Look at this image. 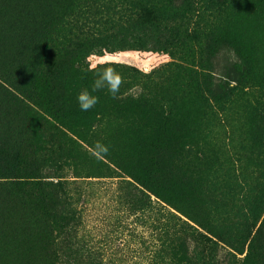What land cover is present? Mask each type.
I'll list each match as a JSON object with an SVG mask.
<instances>
[{
    "label": "rangeland",
    "instance_id": "obj_1",
    "mask_svg": "<svg viewBox=\"0 0 264 264\" xmlns=\"http://www.w3.org/2000/svg\"><path fill=\"white\" fill-rule=\"evenodd\" d=\"M92 2L134 5L131 21L103 16L93 34L109 39L87 54L91 66L115 67L133 100L114 114L100 108L109 153L78 160L82 170L69 184L76 221L60 261L264 264V0H226L219 15H203L205 6L218 7L207 0H80L78 12ZM71 3L0 0V71L23 59V41L45 31L49 15L68 35L77 11ZM138 98L151 99L150 115ZM156 114L180 120V128L178 141L167 139L156 158L165 184L156 180L149 189L128 174L144 168L139 152L149 145L139 125ZM7 199L0 191V208L14 215L16 202ZM21 231L2 234L11 245L0 264H49L44 251L27 248Z\"/></svg>",
    "mask_w": 264,
    "mask_h": 264
},
{
    "label": "trees",
    "instance_id": "obj_2",
    "mask_svg": "<svg viewBox=\"0 0 264 264\" xmlns=\"http://www.w3.org/2000/svg\"><path fill=\"white\" fill-rule=\"evenodd\" d=\"M190 1L194 0H175L178 4H189ZM225 1L220 0L219 4H225ZM79 2L72 0L71 3L77 11L68 35L62 30L64 22L49 15L45 31L23 41V59L18 60L7 74L0 71V191L4 197L11 198L7 201H15L18 207L14 215L11 210L0 208V260L6 257L1 252L11 245L2 238L8 236L5 233L9 228H15L26 231L28 249L44 251L49 264H63L60 260L66 256L65 244L70 240L76 221L70 179L79 177L75 175L82 170L78 160L89 158L97 141L106 145L107 138L98 130L99 118H102L101 122L105 118L100 108L103 106L114 114L128 109V103L133 100L122 84L117 99H112L104 89L92 93L99 97L94 108L81 111L77 96L84 89L91 91L95 77L88 64V48L103 45L109 39L94 35L93 31L103 23L101 19L105 14L112 19L119 16L117 22L122 18L131 21L135 14L131 12L133 4L123 8L112 6V2L100 5L92 2V6L82 13L78 12ZM207 4L218 7L205 6L203 15H219L220 5L213 0H207ZM95 15L96 20H91ZM199 15L202 17L200 12ZM150 104L151 99H137L142 113L150 115ZM4 105H9L12 111L5 112ZM159 112L163 113V110ZM143 117L139 127L147 129L145 142L149 149H142L139 153L145 165L136 174L128 175L150 189L156 180L161 184L166 182L161 158H156L165 150L167 139L178 141L180 120L160 114H156V118ZM7 126L9 128H5ZM150 136L153 140L148 138ZM152 145L156 150L154 156L147 153L152 150ZM181 152V149H175L174 154L181 156ZM172 166L176 167L174 161ZM174 169L175 173L182 172L180 167Z\"/></svg>",
    "mask_w": 264,
    "mask_h": 264
},
{
    "label": "clouds",
    "instance_id": "obj_3",
    "mask_svg": "<svg viewBox=\"0 0 264 264\" xmlns=\"http://www.w3.org/2000/svg\"><path fill=\"white\" fill-rule=\"evenodd\" d=\"M101 67L102 70H98ZM91 70L95 72L91 91L84 89L77 96V102L81 111H89L99 103V97L92 93L106 89L112 99H117L120 88L124 83L123 76L111 64L107 66L92 65ZM90 151L97 159H104L109 153V148L100 141H97Z\"/></svg>",
    "mask_w": 264,
    "mask_h": 264
}]
</instances>
